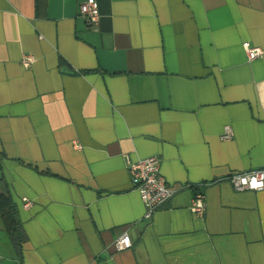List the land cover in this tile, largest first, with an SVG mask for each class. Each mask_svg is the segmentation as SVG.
<instances>
[{
    "label": "crops",
    "instance_id": "crops-1",
    "mask_svg": "<svg viewBox=\"0 0 264 264\" xmlns=\"http://www.w3.org/2000/svg\"><path fill=\"white\" fill-rule=\"evenodd\" d=\"M84 1L0 0V208L26 236L0 212V264H264V190L228 180L264 168V0H97V28ZM150 155L179 190L146 220Z\"/></svg>",
    "mask_w": 264,
    "mask_h": 264
},
{
    "label": "built area",
    "instance_id": "built-area-1",
    "mask_svg": "<svg viewBox=\"0 0 264 264\" xmlns=\"http://www.w3.org/2000/svg\"><path fill=\"white\" fill-rule=\"evenodd\" d=\"M79 11L90 26L97 28L100 20L97 0L84 1L81 3ZM244 46L249 60H254L263 53L261 48L253 46L250 42H245ZM34 61L35 57L32 54H25L22 58L23 65L27 67ZM232 137V128L227 125L222 138L231 139ZM127 166L133 185L140 192L146 207L144 218L150 220L159 208L169 202L179 188L170 185L161 173V159L158 155H150L137 160L127 159ZM228 180L237 191H262L264 190V168L233 173L228 177ZM26 205H29V202ZM206 207V196L203 190L196 191L191 205L192 212L197 216H204ZM114 247L116 251L132 248L133 242L129 234L122 233L115 240Z\"/></svg>",
    "mask_w": 264,
    "mask_h": 264
},
{
    "label": "trees",
    "instance_id": "trees-1",
    "mask_svg": "<svg viewBox=\"0 0 264 264\" xmlns=\"http://www.w3.org/2000/svg\"><path fill=\"white\" fill-rule=\"evenodd\" d=\"M0 212L5 221L6 229L10 234L17 250L19 253L22 251V244L26 239L25 234L22 232L19 226V221L17 218V211L12 204H8L7 206L1 207Z\"/></svg>",
    "mask_w": 264,
    "mask_h": 264
}]
</instances>
